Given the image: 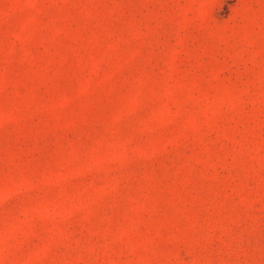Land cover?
I'll list each match as a JSON object with an SVG mask.
<instances>
[{
	"label": "rangeland",
	"instance_id": "obj_1",
	"mask_svg": "<svg viewBox=\"0 0 264 264\" xmlns=\"http://www.w3.org/2000/svg\"><path fill=\"white\" fill-rule=\"evenodd\" d=\"M0 264H264V0H0Z\"/></svg>",
	"mask_w": 264,
	"mask_h": 264
}]
</instances>
